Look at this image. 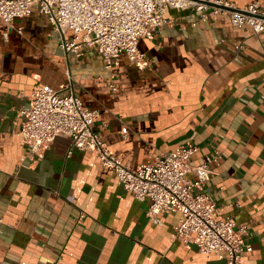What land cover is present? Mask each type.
I'll return each mask as SVG.
<instances>
[{"label":"crops","instance_id":"obj_1","mask_svg":"<svg viewBox=\"0 0 264 264\" xmlns=\"http://www.w3.org/2000/svg\"><path fill=\"white\" fill-rule=\"evenodd\" d=\"M227 1L264 10V0ZM167 15L168 25L139 42L151 65L122 55L113 70L94 47L66 51L37 8L11 25L0 18V264H226L177 239L179 212L151 220L149 201L71 137L31 152L21 110L35 86L66 84L98 110L95 129L133 168L187 143L198 146L192 164L226 152L203 190L218 218L248 228L253 250L240 264H264V32L191 9Z\"/></svg>","mask_w":264,"mask_h":264},{"label":"built area","instance_id":"obj_2","mask_svg":"<svg viewBox=\"0 0 264 264\" xmlns=\"http://www.w3.org/2000/svg\"><path fill=\"white\" fill-rule=\"evenodd\" d=\"M33 8L48 18L66 51L81 55L82 46L94 47L109 70L120 66L122 55L138 68L149 67L151 60L140 48V39L168 25L170 9H191L202 17L227 16L235 26L264 32V10L258 3L242 8L227 0H0V18L11 25L30 15ZM69 30L72 34L67 36ZM111 88L118 91L114 84ZM29 99V107L21 110V134L32 153L42 156L57 136L67 135L78 149L94 151L138 200H148L147 214L155 223H161V212H179L174 229L181 242L195 244L204 253L223 254L226 264H240L253 250L246 241L248 228L218 218L216 202L203 190L214 165L228 157L226 152L216 150L192 164L198 146L187 143L133 168L110 152L93 125L98 110L86 106L70 84L62 88L37 85ZM127 131L123 128L122 133ZM190 172L194 178L188 177Z\"/></svg>","mask_w":264,"mask_h":264}]
</instances>
